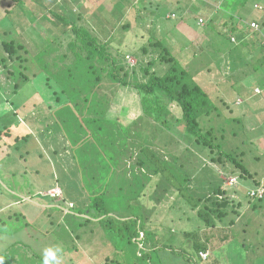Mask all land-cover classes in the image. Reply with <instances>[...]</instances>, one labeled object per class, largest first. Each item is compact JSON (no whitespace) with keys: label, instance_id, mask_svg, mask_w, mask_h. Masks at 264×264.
<instances>
[{"label":"rangeland","instance_id":"obj_1","mask_svg":"<svg viewBox=\"0 0 264 264\" xmlns=\"http://www.w3.org/2000/svg\"><path fill=\"white\" fill-rule=\"evenodd\" d=\"M224 1L226 6L243 1V8L235 19L240 20L241 15L258 18V32L264 37V8L255 7V4L264 7V0ZM41 3L43 5H39ZM41 3L24 0L19 6L15 0H0V49L3 40L14 39L26 45L27 51L22 50L21 54L28 57L21 66L18 65L20 61L13 58L8 61V67L0 65V105L6 100L15 102L13 108L22 109L18 122L6 130L13 135L12 138L0 139V217L6 222L5 226L0 224V251L2 247L8 249L7 257L19 250L29 253L28 257L17 258L15 264H41L47 248L65 251L58 253L61 264H104L105 256L125 264H264V200L249 201L246 197L247 190L256 187L253 179L264 182V67L256 71L253 65L247 64L233 70L231 63L238 65L243 56L240 50L205 56L208 48L204 44L213 35V31L206 27L214 9L202 10L203 0H43ZM220 4L217 14L221 17L213 26L226 32L228 28L223 22L229 17L222 13L227 7ZM79 13L83 17L82 25L99 35L101 41L107 40L102 29L110 32L114 47L119 46L123 53L129 54L126 59L130 65L136 63L137 57L145 66L154 59L152 69L165 71L167 65L159 63L158 53L149 46L150 40L156 38L162 39L186 64L197 60L190 68L197 80L209 87L211 99L217 106L212 116L203 122L205 127L214 128L211 136L214 153L209 149L202 152L193 144H186L182 124L171 119L176 116L173 103L169 105L173 112L168 115L167 124L175 127L167 130L169 132L165 135L170 136L171 141L180 139L183 145L166 146L169 137L159 136L162 132L157 129L167 128L157 126V123L153 122L157 126L153 131L149 129L150 142H153L151 150L172 161L168 152L174 148V155L180 157L176 166L170 165L172 170L180 176H193L187 186H190L189 193L195 200L201 198L203 205L205 196L213 194L220 185L229 190L228 197L231 198L227 214L222 219L217 218V226L211 228L197 215L201 204L195 208L179 195L176 188L173 192H165L157 187L158 178L154 177L141 196L143 206L139 208L148 236V240L142 242L146 248L152 245L161 247L160 251L151 252L150 262L138 254L137 245L141 250L143 244L134 239L132 242L119 239L116 248L115 243L102 234L97 220L84 221L89 215L75 211L83 210L77 209L80 205L71 208L78 205L77 201H84L87 193H84L86 190L78 165L79 148L72 142L78 132L77 124L71 126L73 134L70 138L67 131L61 129L65 114L56 112L66 102V95L59 85L66 83V77L75 70L72 65H67L74 58V52L68 48L74 34L72 31L69 34L63 32L68 26L57 15L73 21L80 16ZM199 18L204 19L205 25L200 26ZM104 20H108L109 27ZM237 23L238 27L246 28L241 25L243 23ZM126 24L130 26L122 28ZM246 30L250 31L248 27ZM143 47L148 51L144 52ZM210 48L218 51L219 46ZM0 51L7 55L2 49ZM255 61L251 55L250 63ZM25 74L29 76L24 79ZM139 75L141 77L142 73ZM109 85L113 87V84ZM256 85L261 93L254 92ZM53 89L58 90V94ZM115 100L118 99L114 97ZM120 106L121 102H113L108 116L117 117ZM127 118L132 119L130 114ZM27 134H31L28 142L24 140L15 145L16 135ZM183 146L190 147L193 152L191 163L186 150L182 155ZM219 150L232 154L253 176L242 177L241 169L225 156L222 162L213 160ZM134 155L137 157L136 153ZM230 177H235L238 183L227 186ZM70 179L76 180L81 190L77 192L70 187ZM56 187L70 190L73 199H67L63 190L59 197H52ZM234 188L241 191L234 193ZM224 197L222 194L217 198L222 200ZM254 203L256 207L253 208ZM126 204L128 202L117 201L112 214H125ZM136 205L139 204L134 202L133 206ZM11 215L14 216L12 219L9 218ZM226 235L229 237L227 241ZM142 238L143 233L139 241ZM196 239L198 244L208 246L206 260L193 247ZM146 248L142 249L143 252H147ZM182 250L187 253L181 255Z\"/></svg>","mask_w":264,"mask_h":264},{"label":"trees","instance_id":"obj_2","mask_svg":"<svg viewBox=\"0 0 264 264\" xmlns=\"http://www.w3.org/2000/svg\"><path fill=\"white\" fill-rule=\"evenodd\" d=\"M15 1H17L19 6L24 4V0ZM34 1L39 4L43 0ZM39 5H43V3ZM255 7L259 9L264 8L258 4H255ZM211 11H213L212 18L210 17L211 19L206 28L211 29L213 35L204 44L208 48L206 49L204 46L206 49L205 56L212 53L214 55L221 54L222 52L228 54L229 52L232 53V51L236 52L240 50L239 52L243 56L242 58L241 56L237 57L241 58L238 65H235L233 62L231 63L233 70L247 64L253 65L256 71L264 67V42H262L264 37L261 36L260 32L249 27L248 24L259 19L256 17L245 18V16L241 15V19L236 20V17L228 15L227 22L226 20L223 22L228 29H226V32H223L215 29L213 26L214 22L218 21L221 15H218L215 10ZM57 16H60L62 21L68 26L67 30L63 32L69 34L72 31L74 34V38L68 42V48L74 52V58L72 63L67 65H72L75 70L66 77V83L59 85L62 88L61 92H64L66 95V102H64L61 108H57L56 112L62 113V115L65 114L62 117L61 124L63 125H61V129L66 130L67 136L70 138L73 134L71 126L77 124L78 132L75 135V139L72 137V142L74 146L79 148L80 154L77 153L79 156L78 165L82 172L83 188L86 190L84 193H87V195L84 194V201H77L78 205L75 204L71 208L80 205L77 209L82 208L84 211H75L80 214L86 213L89 215V217L84 218V221L97 220V225L102 229V234L115 243L116 248L119 239L126 240L127 242H132V239H134L136 243L143 244L141 247L146 248V245L142 241L148 240V236L142 224L143 213H139V208L142 209L143 206L140 204L141 196L144 195L147 187L151 185L154 177L158 178L157 187H161L165 192H173V188H176L179 195L195 208L202 203L201 198L195 200L189 193L190 186L187 185L192 181L193 176L190 174L180 176L172 170L171 166H176L175 163L179 161L180 157L174 155V148L171 152H168L170 156L172 155V161L163 159L160 154L151 150L150 146L153 142H150L149 129L152 128L153 131L158 125L165 127L167 129L157 130L162 132L159 136L169 137L166 146L171 147L173 145L174 147V144L177 143L183 145L180 139L177 138L171 141V137L165 135V133L169 132L167 130L175 127V125L168 126L167 124L169 122L168 115L172 111L169 110V105L173 103L176 106V116L171 117V119H176L177 123L182 124L186 144H193L196 149H200L199 151L202 152L209 149L211 153H214L215 146L211 137L214 128L205 127L203 122H206L212 116L213 110L217 109V106L214 105L211 99L209 87L204 86L201 81L199 82L197 75L191 70L192 67L190 68V65L193 66L197 60L191 61V64H186L172 53L162 39L156 38L155 41H153L154 39L150 40L149 46L158 53L157 59L159 63L167 65L163 73L152 69L155 64L154 59L150 60L147 66H145L137 57L136 63L130 65L126 59V56L129 54L123 53L119 46L114 47V37H112L110 32L103 28L102 34L106 36L107 40L101 41L99 35L82 25L81 21L83 17L81 14L73 21L66 20L63 15ZM244 19L246 21L243 23L242 20ZM104 21L106 26L109 27L108 20ZM237 21L243 23L241 25L246 28L248 27L250 31L246 30V28L238 27ZM129 26L130 24H126L122 28H128ZM217 44L219 46L218 51H211L210 47L214 46L217 48ZM1 45V49L7 54L5 55L0 51V65L3 67H8V61L12 58L20 61L19 66L24 64L28 59V57L21 54L22 50L27 51L25 44L11 39L3 40ZM143 51L147 52L148 49L143 47ZM209 51L211 53H208ZM243 52H246V54ZM251 55L252 58L256 59L255 62L250 63ZM63 57L66 58L65 54ZM138 67L140 71H138ZM140 72L142 73L141 77L139 75ZM195 72L198 71L195 70ZM27 76L29 75H23L24 79ZM106 82L108 83L107 85ZM46 83L48 82L45 81ZM109 83L113 84V87ZM60 88L57 89L60 90ZM257 88L260 89L259 85L255 86V93H257ZM53 90L54 93L58 94V90ZM114 97L118 100L113 101ZM113 102H121V106L118 109L120 114L118 113L117 117L114 118L108 116L113 107ZM12 103L15 105V102ZM12 103L5 100L0 105V139L5 137L12 138L13 135H10L6 130H10L18 117H20L19 115H21L22 109L13 108ZM128 114H130L132 119L128 120ZM153 122L157 123V126H154ZM139 123L143 125L139 126ZM30 135H16L14 137L15 145L24 140L28 142ZM182 149V155L185 154V150L186 153H189L186 156L187 158L190 157L189 161L191 163L193 161L191 158L193 155L191 148L183 146ZM178 152L181 153V150ZM134 153L137 154V157ZM224 156L241 169L242 177L246 178L245 176L247 175V177L251 178L253 176L245 165L232 154L219 150L217 158H212L213 160L222 162ZM253 181L256 187L264 186V182L261 180L253 179ZM68 185L76 189L77 192L81 190L76 180L70 179ZM62 190L65 192L67 199H73L71 198L73 195L70 190L69 192L66 188H62ZM235 191L240 192L241 189L235 190L234 188L233 192L235 193ZM66 192L69 194H66ZM228 192L227 188L220 185L214 189L213 194L205 196L204 204H201L202 207L198 209L197 215L207 226L211 228L216 227L217 218L222 219L227 214L226 209L231 203ZM222 194L225 196L222 200L217 198ZM246 197L249 201L254 200L247 195V192ZM32 198L34 199V197ZM64 199L66 200V198ZM256 200L261 202L264 200V197L256 198ZM117 201L128 202L126 204L127 207L124 206L125 214L122 216L112 214ZM134 202L139 205L133 206ZM19 204L22 203L19 202ZM136 207L137 210L134 209ZM254 207H256V203H254ZM144 210L143 208V212ZM13 217L11 215L9 218L12 219ZM2 219L0 217V224L5 226L6 222ZM84 221L82 224L85 223ZM141 233H143V238L139 241ZM230 234L232 233L230 232ZM68 235L71 240L73 237L72 233L70 232ZM186 235L188 237L189 234L186 233ZM77 237L79 238L80 235L77 234ZM225 238V241L229 239L227 235ZM75 241L76 239L74 238ZM194 242L193 247L206 260L209 256L207 244H198L197 239ZM208 242H210V236H208ZM152 246H147V252H143V248L140 250L137 245L139 256L149 259L150 262L151 252L161 250V247ZM64 252L63 250L62 253ZM180 253L181 255L186 254L187 250H182ZM204 254L206 255L204 256ZM9 259V257L1 256L0 264L4 262L11 264V260ZM103 263L125 264L123 261L113 259L110 256H105Z\"/></svg>","mask_w":264,"mask_h":264},{"label":"crops","instance_id":"obj_3","mask_svg":"<svg viewBox=\"0 0 264 264\" xmlns=\"http://www.w3.org/2000/svg\"><path fill=\"white\" fill-rule=\"evenodd\" d=\"M203 1H204V3H203L204 5H202L203 6L202 10L208 8L209 11H210L211 9H214L216 13L219 11V6L221 5L220 3L224 4L225 6L227 5L224 0H206V1L203 0ZM219 1H220V3H218ZM206 4L208 6H210V7H207ZM243 4H244L243 1H237V2L234 3L233 6L232 5L231 6L230 5L226 6L227 7L226 12H223V13L220 12V13H222L225 16H228V15L231 16L232 15L234 17L235 16L238 17L239 12H241V9L243 8ZM240 28H242V27H240ZM257 93H259V92H257ZM135 112L137 113V111H135ZM2 248H3V250L0 251V256L7 257L10 251L8 249L4 248V247H2ZM12 255L13 256L10 255V257H9L10 259L9 260H11V264H15L17 262V260H18L17 258H20V257H23V256L28 257L29 253H26V252H23L22 250H19V251H15ZM14 256H16V257L14 258ZM3 264H8V263L4 262Z\"/></svg>","mask_w":264,"mask_h":264},{"label":"built area","instance_id":"obj_4","mask_svg":"<svg viewBox=\"0 0 264 264\" xmlns=\"http://www.w3.org/2000/svg\"><path fill=\"white\" fill-rule=\"evenodd\" d=\"M198 23L200 25H204L205 24L204 19L199 18V22ZM248 24H249V27H251L255 31H259L260 30V24L258 22L252 21L251 23H248ZM233 39H235V38L233 37ZM256 90H257V92L260 91L259 88H257ZM237 183H238V181H237V179L235 177H230L229 182H228V184H229L228 186L236 185ZM231 187H233V186H231ZM61 193H62L61 188L60 187H58V188L56 187L51 195H52V197H59L61 195ZM247 195L250 196L253 199L264 197V186H257V187L248 189L247 190Z\"/></svg>","mask_w":264,"mask_h":264},{"label":"clouds","instance_id":"obj_5","mask_svg":"<svg viewBox=\"0 0 264 264\" xmlns=\"http://www.w3.org/2000/svg\"><path fill=\"white\" fill-rule=\"evenodd\" d=\"M62 249L47 248L43 254L42 264H61L58 253H61Z\"/></svg>","mask_w":264,"mask_h":264}]
</instances>
